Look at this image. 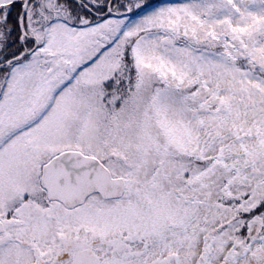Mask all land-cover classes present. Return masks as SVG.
Instances as JSON below:
<instances>
[{"label":"snow or ice","instance_id":"6c2138e0","mask_svg":"<svg viewBox=\"0 0 264 264\" xmlns=\"http://www.w3.org/2000/svg\"><path fill=\"white\" fill-rule=\"evenodd\" d=\"M0 264H264V0H0Z\"/></svg>","mask_w":264,"mask_h":264}]
</instances>
